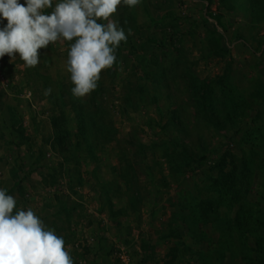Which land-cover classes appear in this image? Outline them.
<instances>
[{
  "label": "rangeland",
  "instance_id": "1",
  "mask_svg": "<svg viewBox=\"0 0 264 264\" xmlns=\"http://www.w3.org/2000/svg\"><path fill=\"white\" fill-rule=\"evenodd\" d=\"M113 18L132 34L86 97L72 42L35 68L0 57L13 215L31 208L73 264H264V0H140Z\"/></svg>",
  "mask_w": 264,
  "mask_h": 264
},
{
  "label": "clouds",
  "instance_id": "2",
  "mask_svg": "<svg viewBox=\"0 0 264 264\" xmlns=\"http://www.w3.org/2000/svg\"><path fill=\"white\" fill-rule=\"evenodd\" d=\"M0 0V57L10 61L18 53L25 68H35L39 50L58 41L72 42L68 48L66 71L74 85L75 98L89 95L98 86L101 72L116 62L115 50L127 35L113 18L118 6H136L140 0ZM51 11L45 14V10ZM101 21V22H98ZM45 89V95L51 93ZM16 200L0 188V264H73L63 237L47 228L27 210L16 208Z\"/></svg>",
  "mask_w": 264,
  "mask_h": 264
}]
</instances>
